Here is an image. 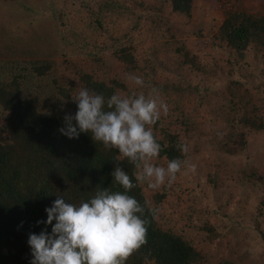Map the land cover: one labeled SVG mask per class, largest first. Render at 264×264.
Returning <instances> with one entry per match:
<instances>
[{
    "label": "trees",
    "instance_id": "16d2710c",
    "mask_svg": "<svg viewBox=\"0 0 264 264\" xmlns=\"http://www.w3.org/2000/svg\"><path fill=\"white\" fill-rule=\"evenodd\" d=\"M195 1L43 0L49 16L36 28L15 26L11 37L3 25L11 13L0 10V264H31L29 235H51L46 209L58 195L79 205L100 190L124 191L111 175L117 150L90 133L59 131L78 111L79 88L106 100L158 89L169 112L151 125L162 149L154 163L186 162L170 187L152 190L120 160L148 221L147 243L127 264H264V196L255 193L264 191L256 159L261 148L264 155V9L250 13L234 0L198 58L188 41ZM17 2L21 14L31 10ZM162 48L170 64L152 57ZM235 198L253 228L230 225Z\"/></svg>",
    "mask_w": 264,
    "mask_h": 264
},
{
    "label": "clouds",
    "instance_id": "9594fccd",
    "mask_svg": "<svg viewBox=\"0 0 264 264\" xmlns=\"http://www.w3.org/2000/svg\"><path fill=\"white\" fill-rule=\"evenodd\" d=\"M127 79L136 86H145L140 76L128 74ZM72 100L78 111L74 116H65V127L59 131L69 139L78 138L81 132L90 133L106 149L117 150V166L111 175L124 191L100 190L79 205L66 203L58 195L46 209V223L53 225L55 221L51 235L46 230L29 235L31 264H127L147 243L148 221L142 218L145 206L128 194L136 184L120 167V160L127 159L134 166L136 181L152 190L170 187L177 180L185 161L173 159L166 167L154 163L162 149L151 125L162 114H168L169 106L155 88L147 95L114 94L107 100L101 94L79 88ZM178 147L183 153L188 151L185 144ZM188 167L195 171L194 165ZM156 211L151 209L153 215Z\"/></svg>",
    "mask_w": 264,
    "mask_h": 264
},
{
    "label": "rangeland",
    "instance_id": "374dc122",
    "mask_svg": "<svg viewBox=\"0 0 264 264\" xmlns=\"http://www.w3.org/2000/svg\"><path fill=\"white\" fill-rule=\"evenodd\" d=\"M17 1L18 0H0V10L5 8L7 11L11 13L10 14L11 19L6 20V23L3 24L7 29L9 28L10 32L8 33L10 37H11V34H13V29L17 30V27L15 26L26 25L29 22H31V25L34 28H36L38 25L42 24L40 20L47 18L50 14L48 12L45 13L44 10L42 9L43 0H21L23 5H28L31 7V10L29 12H24L21 14L20 9L22 8V5ZM242 1H243L242 8H244L246 11L250 13L263 12L261 10L264 9V0H242ZM231 6L233 7L235 6L234 0H230V2H227V3L226 2L221 3L220 0H196L194 2L193 11H192L193 15L191 19V23L193 27V36L188 38V41L190 42L191 45L195 47L193 52L198 58H202L205 55L204 51L202 50V47L204 46V44L207 43L208 38H210L219 28L222 21L224 20V16H225L224 13ZM0 17H3V16L0 14ZM33 34H34V31H33ZM13 36H15V34ZM162 49H163L162 53L160 52L151 53L152 57H157L159 55H162L165 58V61L167 62L166 64H170L169 63L170 61L169 49L168 48H162ZM4 57L3 55L0 56V58H4ZM258 142H261V141H258ZM258 144H261V143H258ZM261 149H259V152L256 154L258 156L256 159L259 163L262 162L263 165L261 164V166L264 167V159H263L264 155L262 154L261 151L263 150ZM252 160L248 159V161H252ZM246 172H248V169L246 170ZM242 192L244 194L245 192L247 193V189H243ZM255 193H257L261 197L264 196L263 189H257L255 190ZM249 195H250L249 196L250 207H248V205H245L242 209L238 210L236 206L237 200L235 198L233 200V205L229 206V209L227 210V212L232 215L233 219H235L238 223L240 221L241 226L231 219L232 224L230 225L236 228L237 231L242 227L247 230L248 228L254 227L252 223L248 222L249 221L248 217L243 218V215L247 213V207H248V210L255 211L256 213L257 205L259 206V200L257 201V199L255 198L256 195L253 193V191H251ZM260 221L264 223L263 218H261Z\"/></svg>",
    "mask_w": 264,
    "mask_h": 264
},
{
    "label": "built area",
    "instance_id": "2783aa9c",
    "mask_svg": "<svg viewBox=\"0 0 264 264\" xmlns=\"http://www.w3.org/2000/svg\"><path fill=\"white\" fill-rule=\"evenodd\" d=\"M220 2H221V3H225V2H226V0H220Z\"/></svg>",
    "mask_w": 264,
    "mask_h": 264
}]
</instances>
